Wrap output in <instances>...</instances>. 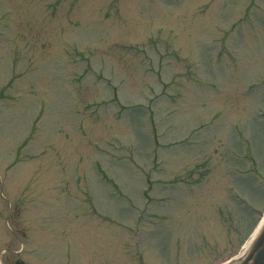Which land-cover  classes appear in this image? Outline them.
Listing matches in <instances>:
<instances>
[{
  "label": "rangeland",
  "instance_id": "1",
  "mask_svg": "<svg viewBox=\"0 0 264 264\" xmlns=\"http://www.w3.org/2000/svg\"><path fill=\"white\" fill-rule=\"evenodd\" d=\"M263 114L264 0H0V264H220Z\"/></svg>",
  "mask_w": 264,
  "mask_h": 264
},
{
  "label": "water",
  "instance_id": "2",
  "mask_svg": "<svg viewBox=\"0 0 264 264\" xmlns=\"http://www.w3.org/2000/svg\"><path fill=\"white\" fill-rule=\"evenodd\" d=\"M258 223L256 224V226L258 225ZM256 226L254 227V229L252 230V232L250 233V235L248 236V238L246 239L243 245H245V243L247 242L246 243L247 246L248 243L251 241L252 238H250V236L255 230ZM246 246H244V248H246ZM224 264H264V223L260 228L259 232L257 233L256 237L254 238L253 242L249 246L248 250L245 252V254L235 259H232Z\"/></svg>",
  "mask_w": 264,
  "mask_h": 264
},
{
  "label": "flooded vegetation",
  "instance_id": "3",
  "mask_svg": "<svg viewBox=\"0 0 264 264\" xmlns=\"http://www.w3.org/2000/svg\"><path fill=\"white\" fill-rule=\"evenodd\" d=\"M9 250H8V247H5V249L3 250V253H7ZM18 259H15L13 261L10 262V264H15V261H17ZM23 264V262H22Z\"/></svg>",
  "mask_w": 264,
  "mask_h": 264
}]
</instances>
